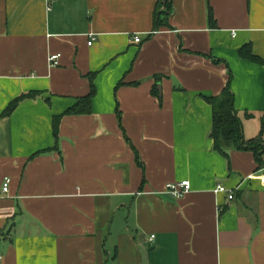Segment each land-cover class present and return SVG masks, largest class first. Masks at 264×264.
Returning a JSON list of instances; mask_svg holds the SVG:
<instances>
[{
	"label": "crops",
	"instance_id": "0c3cea01",
	"mask_svg": "<svg viewBox=\"0 0 264 264\" xmlns=\"http://www.w3.org/2000/svg\"><path fill=\"white\" fill-rule=\"evenodd\" d=\"M165 1L0 0V115L35 93L0 118V264H264V166L206 100L230 80L261 134L264 0Z\"/></svg>",
	"mask_w": 264,
	"mask_h": 264
},
{
	"label": "trees",
	"instance_id": "16d2710c",
	"mask_svg": "<svg viewBox=\"0 0 264 264\" xmlns=\"http://www.w3.org/2000/svg\"><path fill=\"white\" fill-rule=\"evenodd\" d=\"M169 8L168 1H165ZM158 18V14L156 13V20ZM209 19L211 22H214L212 8L209 10ZM158 21V22H157ZM156 21V29L163 23L159 19ZM240 54L243 57H248L252 61L258 63H264L262 58L257 57L253 51H251L250 45H246L244 48L240 50ZM95 74L91 75V79H94ZM228 85L225 89L216 96L206 97V100L212 106L214 116H213V124H212V136L215 142L216 150L220 151L227 157V154L224 150L225 143H236L240 149H248L251 148L254 150L256 156L259 161V168H263L264 166V158L262 156L264 152V126L262 125L261 134L257 138L250 139L246 141L243 137V127L241 119L239 118L237 112H235L234 108V93L230 88V80L228 81ZM96 93V86L92 84V90L90 94L87 96L80 97L79 102L65 111L62 115H54L53 117V132L56 140L59 138V127L63 116L66 114H76L80 115L81 113L89 114L92 111V99ZM35 93H24L20 95L18 98L14 99L10 102V105L5 109V112L0 115L1 117H5V115H9L13 112V110L20 104V101L24 98L33 96Z\"/></svg>",
	"mask_w": 264,
	"mask_h": 264
},
{
	"label": "built area",
	"instance_id": "2783aa9c",
	"mask_svg": "<svg viewBox=\"0 0 264 264\" xmlns=\"http://www.w3.org/2000/svg\"><path fill=\"white\" fill-rule=\"evenodd\" d=\"M134 41L136 43H139L142 41L140 35H135L133 37ZM90 45L93 44V41H90L89 42ZM50 59V63L52 65H57L59 63V58L61 57L60 54H53V55H50L49 56ZM5 182H4V185H3V192L4 193H7V191L9 190V186H10V183H11V180L10 177H7L5 178ZM167 191L169 194H171L173 197H177V198H181L183 196H185L187 193H189V191L192 189L191 188V183H190V180H183V181H180V182H176V183H173V184H169L168 187H167ZM219 192H230L229 188L223 186V185H220L217 187L216 189V193H219ZM234 196L232 194V192H230L229 194V198L232 199Z\"/></svg>",
	"mask_w": 264,
	"mask_h": 264
}]
</instances>
